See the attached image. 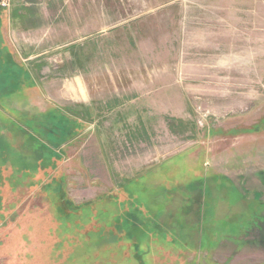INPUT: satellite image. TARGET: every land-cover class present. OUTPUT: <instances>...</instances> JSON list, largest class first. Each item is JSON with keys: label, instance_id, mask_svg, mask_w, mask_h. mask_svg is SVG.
Masks as SVG:
<instances>
[{"label": "rangeland", "instance_id": "1", "mask_svg": "<svg viewBox=\"0 0 264 264\" xmlns=\"http://www.w3.org/2000/svg\"><path fill=\"white\" fill-rule=\"evenodd\" d=\"M0 264H264V0L0 10Z\"/></svg>", "mask_w": 264, "mask_h": 264}, {"label": "trees", "instance_id": "2", "mask_svg": "<svg viewBox=\"0 0 264 264\" xmlns=\"http://www.w3.org/2000/svg\"><path fill=\"white\" fill-rule=\"evenodd\" d=\"M8 59V58H7ZM5 60V62L4 63H6L7 65L6 66H3V68H4V72H3V74L4 73H12V74H15V73H18V71H16L17 70V67H16V64H14L10 59V57H9V59L8 60Z\"/></svg>", "mask_w": 264, "mask_h": 264}, {"label": "built area", "instance_id": "3", "mask_svg": "<svg viewBox=\"0 0 264 264\" xmlns=\"http://www.w3.org/2000/svg\"><path fill=\"white\" fill-rule=\"evenodd\" d=\"M11 5V0H0V10L8 9Z\"/></svg>", "mask_w": 264, "mask_h": 264}, {"label": "bare ground", "instance_id": "4", "mask_svg": "<svg viewBox=\"0 0 264 264\" xmlns=\"http://www.w3.org/2000/svg\"><path fill=\"white\" fill-rule=\"evenodd\" d=\"M78 86H79V88H81V85H78ZM79 88H78V89H79ZM69 90H71L72 92H75V91H76L74 87H73V88H70ZM69 90H68V91H69ZM66 91H67V90H66ZM79 92H80V91H79ZM67 94H68V93H67ZM74 94H75V93H74ZM65 96H66V95H65Z\"/></svg>", "mask_w": 264, "mask_h": 264}, {"label": "crops", "instance_id": "5", "mask_svg": "<svg viewBox=\"0 0 264 264\" xmlns=\"http://www.w3.org/2000/svg\"><path fill=\"white\" fill-rule=\"evenodd\" d=\"M28 58V57H27ZM30 58V57H29ZM75 84V83H74ZM78 85H80L79 83H78ZM74 86H76V91H78L79 92V86H77V85H74Z\"/></svg>", "mask_w": 264, "mask_h": 264}]
</instances>
